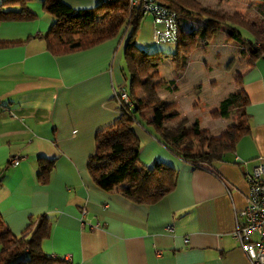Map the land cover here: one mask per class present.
Wrapping results in <instances>:
<instances>
[{
    "label": "crops",
    "instance_id": "obj_1",
    "mask_svg": "<svg viewBox=\"0 0 264 264\" xmlns=\"http://www.w3.org/2000/svg\"><path fill=\"white\" fill-rule=\"evenodd\" d=\"M63 1L92 9L101 0ZM229 1L223 2L225 8ZM29 7L36 13L31 19L0 21V40H22L0 46V227L18 235L31 217L46 214L50 232L41 249L69 256L70 264H248L232 232L235 211L246 204V174L261 164L264 180V59L248 64L243 55L238 63L234 91L243 90L248 98L241 120L249 131L225 159L214 161L216 174L173 154L148 124L153 111H142L141 122L135 125L140 138L138 160L146 166L155 161L172 166L176 183L158 201L136 203L116 189L97 187L86 167L96 131L119 115L112 91L127 86L123 60L127 33L55 55L43 38L54 17L43 10L42 0H30ZM139 26L141 31H152L151 16ZM223 38L227 39L225 33ZM208 42H203L204 48ZM185 63L177 70L184 77L190 61ZM205 66L211 69L207 62ZM157 72L150 83L156 85L154 97L163 101L157 91L162 84L156 80L161 76L159 68ZM180 79L181 74L168 76L164 85L171 92L179 91ZM139 89L143 92L137 89L136 96L145 98L147 89ZM182 94L163 102L174 104L177 111ZM194 102L192 107L197 108ZM220 117L211 119L212 128L198 115L182 121L197 120L207 134L218 136L228 126L215 125L213 120ZM41 172L46 173L44 180Z\"/></svg>",
    "mask_w": 264,
    "mask_h": 264
},
{
    "label": "trees",
    "instance_id": "obj_2",
    "mask_svg": "<svg viewBox=\"0 0 264 264\" xmlns=\"http://www.w3.org/2000/svg\"><path fill=\"white\" fill-rule=\"evenodd\" d=\"M29 1H0V21L35 17L36 13L29 7ZM156 1L177 13L178 38L172 54L176 70L183 68L187 54L196 48L198 41H209L216 30L223 31L228 40L239 42L240 52L247 55L248 64H253L258 58L264 59V18L255 19L247 17L240 10H228L223 6L226 0H216L213 4L201 0ZM258 6L263 7L264 0ZM42 8L54 16L43 38L47 49L55 55L87 49L127 33L123 60L128 78L125 88L132 105L119 106V115L115 120L96 131L95 149L86 163L90 176L100 189H116L132 201L144 204L158 201L173 189L176 170L172 166L161 161L146 166L138 160L140 138L135 125L141 122L145 109L153 111V117L148 121L153 134L173 154L215 174L214 161L225 159L227 154L235 150L238 139L249 131L248 125L233 123L220 135L211 136L206 129L199 127L197 120L188 128L184 125L174 128L165 126L166 122L178 118L179 113L174 110L173 104H166L153 95L156 85L150 83V77L158 75L162 56L159 50H145L135 41V34L144 17L140 2L131 5L129 0H104L92 9H84L74 8L63 0H42ZM242 30L249 37H244ZM21 42L0 40V46ZM236 79L239 80L238 75ZM139 88L147 89L143 99L136 96ZM247 103L248 98L243 90L230 92L209 114L213 117H228L233 107L239 108L242 114ZM45 177L46 173L41 172L40 180ZM50 223V218L42 213L31 217L18 235L12 234L8 228L0 227V264H70L66 258L41 249V241L49 235Z\"/></svg>",
    "mask_w": 264,
    "mask_h": 264
},
{
    "label": "rangeland",
    "instance_id": "obj_3",
    "mask_svg": "<svg viewBox=\"0 0 264 264\" xmlns=\"http://www.w3.org/2000/svg\"><path fill=\"white\" fill-rule=\"evenodd\" d=\"M227 8L231 11L235 9L240 10L247 17L255 19L264 18V12H262L264 8L259 7L255 2L231 0L227 3ZM149 17V14H144L143 20ZM242 31L244 37H249V34L245 30ZM223 35V31L216 30L207 43L206 48H204L203 45L204 41H198L196 48L186 56V60L190 61V64L188 65L189 68L184 77L183 71H177L172 62L175 44L168 42L155 43L152 40L151 29L141 31L140 26L137 29L135 35L136 43L148 51L159 50L162 56L161 64L158 67L161 76L156 80L162 82V84L158 86L159 89H157V91L161 93L163 101L167 100V102H169L168 100L172 95L178 97L181 91H183L182 97L180 96V98L177 99L178 103L176 109L181 112V120L178 117L172 121L166 122L165 126L167 128L171 126L178 127L180 125H184L186 128L190 127L192 122L182 121V118L192 115H198L207 127L212 128L209 123L214 117H212L209 112L214 108L213 104L216 106L218 101L227 96L229 92L236 89L234 86V76H236L240 59H243V55L240 52L241 46L237 40H227L223 38ZM139 39L143 41V45L140 43L141 41ZM206 62L210 65L209 68L211 69L206 68ZM186 63H184V65H186ZM198 66L201 67L200 70ZM179 74H181L182 78L179 82L180 90L171 92L170 89L166 88L164 85L166 82L165 80L168 76L175 77L179 76ZM213 81H216V83H212ZM138 91L140 94L143 92L142 89H138ZM198 100L199 104L197 103ZM193 101H195V105H198L197 108L192 107ZM213 121H215V125L219 126L221 129L233 123L242 124L240 109L233 107L230 109L228 117H220ZM212 133L215 134L216 132L212 129ZM192 145H194V143H192Z\"/></svg>",
    "mask_w": 264,
    "mask_h": 264
},
{
    "label": "built area",
    "instance_id": "obj_4",
    "mask_svg": "<svg viewBox=\"0 0 264 264\" xmlns=\"http://www.w3.org/2000/svg\"><path fill=\"white\" fill-rule=\"evenodd\" d=\"M129 2L131 5L140 2L144 14L151 16L152 40L155 43H175L177 41L176 11L156 0H129ZM112 95L121 108L132 105V100L124 86L113 89ZM17 161L18 159L13 157L12 162ZM262 173L263 166L257 164L253 166L250 173L246 174L249 183L246 204L235 211V227L232 235L244 251L248 264H264V180ZM69 258V256L66 257V259Z\"/></svg>",
    "mask_w": 264,
    "mask_h": 264
}]
</instances>
